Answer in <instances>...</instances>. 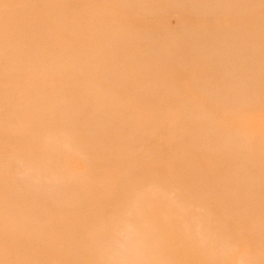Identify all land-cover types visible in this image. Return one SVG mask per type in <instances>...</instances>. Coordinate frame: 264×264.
<instances>
[{
    "label": "bare ground",
    "instance_id": "6f19581e",
    "mask_svg": "<svg viewBox=\"0 0 264 264\" xmlns=\"http://www.w3.org/2000/svg\"><path fill=\"white\" fill-rule=\"evenodd\" d=\"M0 264H264V0H0Z\"/></svg>",
    "mask_w": 264,
    "mask_h": 264
}]
</instances>
